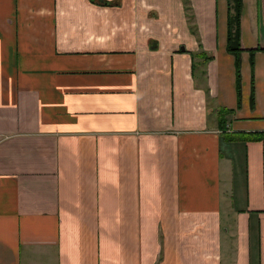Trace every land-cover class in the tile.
Wrapping results in <instances>:
<instances>
[{
  "label": "crops",
  "instance_id": "obj_1",
  "mask_svg": "<svg viewBox=\"0 0 264 264\" xmlns=\"http://www.w3.org/2000/svg\"><path fill=\"white\" fill-rule=\"evenodd\" d=\"M190 2L0 0V264H264V0Z\"/></svg>",
  "mask_w": 264,
  "mask_h": 264
},
{
  "label": "trees",
  "instance_id": "obj_2",
  "mask_svg": "<svg viewBox=\"0 0 264 264\" xmlns=\"http://www.w3.org/2000/svg\"><path fill=\"white\" fill-rule=\"evenodd\" d=\"M185 11L188 12L191 11V2L190 0H182ZM229 19H228V44L227 49L228 52L238 56L240 53L245 51V49L242 46V28H241V20H242V14H243V0H229ZM189 19H192V17L189 15ZM191 21V20H190ZM254 54L256 51H264V49L256 48L253 50H249ZM253 63V61H252ZM236 73H237V85L238 88H240L241 83V66L240 61L237 59L236 62ZM227 113H232V111H227Z\"/></svg>",
  "mask_w": 264,
  "mask_h": 264
}]
</instances>
